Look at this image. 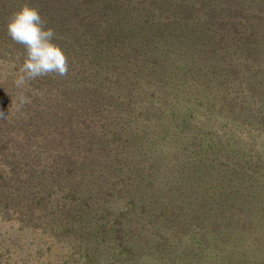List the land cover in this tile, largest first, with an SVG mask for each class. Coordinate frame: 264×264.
I'll list each match as a JSON object with an SVG mask.
<instances>
[{
	"label": "trees",
	"instance_id": "16d2710c",
	"mask_svg": "<svg viewBox=\"0 0 264 264\" xmlns=\"http://www.w3.org/2000/svg\"><path fill=\"white\" fill-rule=\"evenodd\" d=\"M25 1H12L14 8L7 13H0V20L7 21L8 25L12 14ZM42 1L43 13L50 8L45 0ZM91 1L94 0H85L84 5L89 7ZM104 1L113 3L112 0ZM196 1L214 28L229 27V33L234 29L235 39L232 36L227 38L224 34L214 39L212 33L207 34L209 37L196 34L199 20H191V15L201 13L190 7L191 10L182 6L173 10L164 9L160 15H167V19L160 20L154 16L150 25L148 19L141 25L122 22V19L121 23L116 24L119 27L122 24L123 28H118L116 24L102 28L100 21L94 17H87L84 23L70 28L58 23L51 14L47 16L43 13L46 25L61 36L57 44L62 50L75 54L80 61H88L92 65L91 69L97 68L89 79L99 81L104 79L105 74L119 68L117 85H120L125 95H103L96 85L91 86L84 96H79L78 89L83 91L84 86H81L82 81L78 77L71 80L79 82L77 89L73 85L68 89L63 83L68 79H59L54 74L27 82L20 89L23 95H28L29 89L44 85L50 88L60 86L61 92L55 98L52 95L46 98L45 95L34 96L25 105V113L18 120L12 122L10 118L2 117L1 129L6 128L10 133L6 131L5 136L0 137V152L8 157L5 160L9 162L10 172L0 176L8 177L9 180L12 177L17 179L22 174L20 170L23 164L28 169L25 180L16 182L19 186L15 188V193L7 192L9 181L3 182L4 177L0 178V202L21 204L24 202L25 189H30L29 198L32 200H28L25 205L30 208L34 203L41 207L36 209L32 206L29 209L31 216L27 213L24 215L26 222L35 219L33 214L36 211H44L46 218L53 215V222L56 220L55 231L60 233V226H64L61 234L56 236L59 240H62V235L73 237L76 251L70 256L76 257L84 250L83 256L88 260L85 264H153L152 257H145L149 251L154 252L155 264H188L186 252L195 251V244H188L179 255H173L171 249L163 250L171 247L170 242L186 238L191 228L199 229V233H193L198 241L207 237L217 243L233 233L235 237L232 238L235 240L236 236L242 238L241 234H246L242 230L249 232L254 227L264 225V192L256 193L249 189L250 178L240 168L245 163L243 152H238V149L231 152L228 140L210 137L212 142L203 144L207 148L205 152L199 151L194 160L184 161L177 170L164 173L159 171L156 156L152 152L153 143L149 140L164 130L161 123L166 118L165 112L176 123L188 118L179 115L174 109V98H178L184 90V82L194 76L196 79H207L210 75V67L209 72L205 67L213 63L205 62L196 55L199 45L212 44L213 51H207V56L222 52L217 51L213 44L226 46L233 43L231 46L243 54L244 58L240 55L241 62H261V55L264 58L263 54L259 55L260 50L264 51V33L261 32L264 28V1L254 5L239 0H220V3L231 6L225 7L224 17L227 20L224 24L219 18L222 11H218L217 7L220 6H216L215 0ZM1 7L3 9L5 5ZM259 9L262 10L259 17H250L251 11ZM114 13L107 15L112 14L113 22L116 19ZM105 20L111 21V18ZM0 38L8 45L23 46L11 39L7 28L1 31ZM206 48L209 49L208 46ZM230 51L227 48L222 59V62H228L229 70L224 67L218 70L217 73L225 75L223 79L216 76L220 92L227 89L229 72L243 73L245 70L242 63L238 71L233 68V61L225 56ZM218 57L216 59L220 61L223 56ZM127 75L128 79H139L140 88L147 85L152 93L143 90L139 93L140 97H136L130 91L132 81H128ZM244 75L232 81L237 80L243 85ZM159 98L157 107L156 99ZM140 100L148 101L149 104L145 102L139 107L137 102ZM219 100L228 111V118L244 115L247 120L256 119L252 116L259 113L256 107L257 111L250 105L248 95L243 96L242 92L227 96L221 94ZM132 119H137L141 124L150 123L142 130L140 127L135 128ZM258 121L263 123L262 118ZM203 122L202 127L207 130L208 121L203 119ZM152 123L154 128L150 127ZM230 141L241 146L240 139ZM223 156H232V159L238 157L233 169L219 175L221 170L217 171V165L220 163L214 161L217 162ZM205 171L212 174L207 175ZM53 187L57 189L51 205L46 195L40 192H47L48 189L52 193L50 188ZM159 191L162 194L157 196ZM112 199L124 203L120 205L123 208L120 213L123 222L108 228L104 220L109 211L105 210L104 205ZM79 243L88 246L84 249ZM122 250L124 254L120 253ZM70 261L78 264L76 259Z\"/></svg>",
	"mask_w": 264,
	"mask_h": 264
},
{
	"label": "rangeland",
	"instance_id": "374dc122",
	"mask_svg": "<svg viewBox=\"0 0 264 264\" xmlns=\"http://www.w3.org/2000/svg\"><path fill=\"white\" fill-rule=\"evenodd\" d=\"M12 1L14 0H0V13H7L9 9L14 8ZM28 1L29 5L35 6L39 9L42 18L45 17L44 14L47 16L51 14L56 17L58 23H63L70 28H74L75 25L81 22L84 23L86 21L85 19H88L87 17L96 18L98 22L100 21L99 24L102 28L110 24L112 26L116 23H121L122 19V22L127 21V23L139 25L144 24L145 20L148 19L149 24L154 16H156L157 19L166 20L168 17L167 15H160L164 9L173 10L182 6L184 9L190 7L200 11L201 14L191 15V20H199V24L195 31L196 34L207 36V34L209 35L212 33L213 35H211V37L213 39L218 35L220 36V34L227 35V38H230L231 36L233 37L235 34L234 29L231 30L230 33L228 32L229 27L222 26L221 29L214 28L212 24L207 21L208 16L203 14V9L201 8L200 3L196 0H112V4H108L104 0H94L89 3V7L84 5L85 0H45L49 4L50 9L43 12L44 14L41 12V7H43L44 1L26 0L22 5ZM215 1L217 3L216 6H220L217 7L218 11H222L219 18L224 24L227 20V18L224 17L225 7L230 8L231 6L229 7L227 4L220 3V0ZM239 1L258 5L264 0ZM2 4L5 5L3 9L1 7ZM190 8L189 10H191ZM234 10H236V7H234ZM261 11L262 10L260 9L256 12L251 11L250 17H259V15L262 14ZM104 12L107 13L104 14ZM111 12H116L114 13V17L116 18L115 22H113L114 19L112 14L111 16H107L108 13ZM245 13L246 12H244V14ZM200 15L202 16L198 17ZM106 18H111V21H106ZM239 18L241 19V17ZM53 22H55V20H53ZM6 23L7 21L0 20V34L3 29L7 28ZM116 26L118 28H123L122 24L120 27L117 24ZM261 32L264 33V28ZM3 35H5L4 32ZM233 38L235 39V37ZM60 39L61 36L56 35L54 42L57 43ZM231 45H233V43L230 45L226 44L227 47L225 45L214 46L213 44V47L217 51L221 50L222 52L218 53V55L213 53V55L208 56L206 55V52H209L210 49L213 51L212 44H201L198 46L199 51L196 52V55H198L203 61L213 64L205 67V70L208 72L209 67L211 69L210 75L207 79H196V76L187 79V82H184V90L181 91L178 98H174V109L176 112L179 115L188 118H183L184 120L180 123H176L171 120L172 116H168L165 112L166 118L163 119V123H161V125L164 126V130L155 135L149 141H152L153 143L152 152L154 153V156H156L157 167L161 173H164L167 172V170H177L184 161L190 162L194 160L195 157L198 156L197 154L199 151L205 152L207 148H204L203 144L209 145V143L212 142L210 137L215 136L222 138L223 140H228L227 144L228 147H230L231 152L236 151L237 149L238 152H243L242 155L245 163L244 166L240 168L242 173L250 178L251 185H248L249 189L255 190L256 193H260L261 191L264 192V58H262L261 55V62L260 60L248 64L246 62H241L242 59L240 58V55L243 57V54L239 49H235L236 47H232ZM207 46L209 49L206 48ZM227 48L231 49V51L225 56H229L228 58L233 61V68L238 71L240 63H242L245 66V70L243 73L229 72L227 75L230 80L227 82V89H225L224 92H220L219 87H217L220 86L218 82L219 79L216 76L223 79L225 75L217 73L218 70L223 67L224 69L229 70L228 62H222ZM63 51L69 61L68 74L64 77L57 76L56 74H54V76H57L59 79H68L67 82H63L68 89H70V85H73L74 88L77 87L79 82H72L71 80L78 77V79H81L82 81V83H80L81 86H84L83 91L78 89L80 91L79 96H84L91 86L96 85H98V90H101V92L104 93L103 95H113L115 97L125 95L120 85H117V79H119L120 76L119 68L115 69V71L110 74H105L103 76L104 79L99 81L98 79H89L97 68L93 67L95 70L91 69L90 67H92V65L88 61H80L79 57L75 54L66 52V50ZM260 51L261 53L259 52V55H264V51ZM188 52L192 51L189 50ZM25 56L26 50L23 46L8 45L4 42L3 38H0V93H2L0 97V137H3L2 135H4L6 131L10 133L6 128H3L4 130L1 129L2 117L10 118L12 122L15 119L18 120L22 116V113H25V105H27L34 96L44 97L45 95L46 98L52 95L53 98H55L61 92L60 86L50 88L47 85H44L43 87L29 89V94L23 95L20 90L22 87H17L15 81L21 75L20 69ZM218 56H223L220 61H217L216 59ZM206 57H208V60ZM225 71L226 70L223 72ZM243 74H245L243 85H240L237 80L232 81V79H240ZM50 75L39 77L35 80L44 79ZM126 78L128 79V75ZM128 81H132V84L129 86L131 93H134L135 96H139L140 91L143 90H150L148 93H152V90L149 89L147 85H142L143 89L140 88L141 82L139 79L130 77ZM244 86L245 89H243ZM253 86L257 89H254ZM67 88H64V90ZM236 92H242L243 96L248 95L250 105L255 110L257 108L259 112L252 116L256 119L249 118V120H247L248 118L244 115L238 116L235 114H233V116L235 115L234 117L231 116L228 118L227 114L229 113L225 109L223 102L220 103L219 99L221 94L227 96ZM75 96L77 95L75 94ZM121 98L125 99L124 97ZM160 98L156 99L157 107L160 104ZM134 99H132V101ZM149 101L151 102V100ZM145 102L146 105L149 104H147L148 101L140 100L137 102V106L140 107V105H143ZM106 117L108 119V116ZM260 118H262L263 123L262 121H258ZM203 119L208 121L206 127L207 130L202 127L204 123ZM149 123L146 122L141 124L137 119H132V124L135 125V128L140 127L142 130H144L145 127H148ZM184 123L187 125H183ZM150 127L154 128L153 123ZM238 136H240L239 139L241 140V146H236V144L231 143L230 141L235 138L239 141L237 138ZM237 157L238 156L232 159V156H229V158L223 156L222 158H219L217 162L214 161L217 164L220 163L217 165V171L221 170L219 175H221L222 172L233 169ZM5 158L8 157L0 152V175H6L10 172V169H8L9 162L7 163ZM42 165L43 164H41V166ZM27 169L28 167L23 164V168L20 170L22 173L21 176H19L20 178L14 179L15 177H12V179H10L11 181L8 177L0 176L1 179L4 177L3 182L9 181V189H7V192L15 193V188L19 186V183L16 182L25 180V172ZM45 170L48 171L47 169ZM204 173L207 175L212 174V172L206 173V171ZM50 189L52 190V193L48 192L47 189V192L41 190L42 192H40V194H45L48 203L52 205L55 200L54 195L57 187ZM25 190L23 196L24 202L21 204L8 205L7 201L3 200V202H0V264H72L70 260L75 259L78 261V264L87 263L88 260L86 256H83L85 252L84 250L81 251V253H78L76 257L70 256L76 251L72 242L75 241V239L70 236L67 238V235H62V240L58 239L56 235L61 234L64 226H60V233L59 231H55L56 226L54 224H56V220L53 222V215L46 218L44 211H36L33 214L35 219L31 218L29 222H26L27 219L24 218L25 213L31 216V214H29V209L32 208V206L38 209L41 205H34L33 203L30 208L25 205L28 200H32V198H29L30 189ZM159 193L162 194L159 191L157 196ZM25 199L27 200L25 201ZM115 202L118 204L115 205ZM120 202L121 200L112 199L107 201L104 205L105 210L109 211V213L106 211L108 216L104 220L108 228L112 225H120L121 221L123 222V215L120 214L121 211H123V208L120 207V205H124V203ZM163 204L165 205L164 202ZM207 204L208 203L205 205L206 207L209 206V204ZM138 223V225H141L140 222ZM194 230L196 229L191 228L189 235H187V232L186 238H178L175 241L170 242L171 247L167 246L168 248H164L163 251L171 249L173 250V255H179L188 244H195V251L186 252V259H189L188 264H264V225L260 228L254 227L253 229H250L249 232L242 230L243 233H246L243 235L241 234L242 238L236 236L235 240V238H232L234 236L233 233L232 236L222 238L217 243H215V240L207 237L204 240L198 241L193 233H199V229L196 231ZM79 245L84 249L88 246L84 243H79ZM197 252H199V254H197ZM120 253L124 254L125 252L122 250ZM163 253L165 254V252ZM145 257H152L151 263L155 264L156 260L154 252H147Z\"/></svg>",
	"mask_w": 264,
	"mask_h": 264
},
{
	"label": "clouds",
	"instance_id": "9594fccd",
	"mask_svg": "<svg viewBox=\"0 0 264 264\" xmlns=\"http://www.w3.org/2000/svg\"><path fill=\"white\" fill-rule=\"evenodd\" d=\"M7 32L13 41L23 45L26 50L21 75L15 81L17 87L50 74L60 77L68 74V57L54 42L56 33L46 25L37 7L25 3L14 12L9 19Z\"/></svg>",
	"mask_w": 264,
	"mask_h": 264
}]
</instances>
